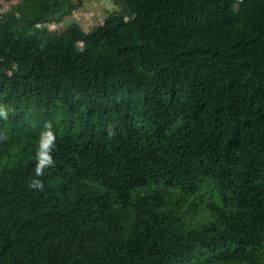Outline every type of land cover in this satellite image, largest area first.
Wrapping results in <instances>:
<instances>
[{
    "label": "trees",
    "instance_id": "1",
    "mask_svg": "<svg viewBox=\"0 0 264 264\" xmlns=\"http://www.w3.org/2000/svg\"><path fill=\"white\" fill-rule=\"evenodd\" d=\"M113 2L0 0V264H261L264 0Z\"/></svg>",
    "mask_w": 264,
    "mask_h": 264
},
{
    "label": "rangeland",
    "instance_id": "2",
    "mask_svg": "<svg viewBox=\"0 0 264 264\" xmlns=\"http://www.w3.org/2000/svg\"><path fill=\"white\" fill-rule=\"evenodd\" d=\"M83 3L79 7L78 10H75L70 16L66 17L62 22L60 23H54L47 25V29L51 33H63L66 26H68L70 23L75 22L78 24V26L83 30V32L87 33L89 32L93 26L99 24L103 21V19L111 12H116L121 9L120 5L113 2V0H81ZM7 4H4L2 8L0 9H6ZM94 41V40H91ZM78 45L81 46L83 41L82 38H79L77 41ZM64 46L66 47L68 44L67 40H64L63 42ZM123 100H119L118 103L121 104ZM59 114L61 113L63 116L64 111L62 109L58 110ZM52 118V111L48 110L47 113L44 114V125L45 123H49ZM88 185H83V187H87ZM209 194H205L199 204L197 206L192 205L190 206L189 203H187V210L183 214V225L184 227H188L189 224H194L198 222V218L195 217V215H200L202 212V205L205 204V199L208 198ZM210 196V195H209ZM217 204L220 202L217 200ZM211 200V205L214 203ZM186 208V207H185ZM132 209L130 208L128 212L125 215L126 220L130 219L128 216L132 213ZM196 213V214H195ZM203 215V214H202ZM204 217V216H203ZM207 217V216H206ZM205 217V219H207ZM123 220V216L121 217ZM202 220V219H200ZM112 226V225H111ZM123 232V231H122ZM211 257V256H210ZM209 257V258H210ZM259 259L262 261L261 264H264V256H260ZM211 263L217 264L218 261H212ZM219 264H223L220 262Z\"/></svg>",
    "mask_w": 264,
    "mask_h": 264
},
{
    "label": "clouds",
    "instance_id": "3",
    "mask_svg": "<svg viewBox=\"0 0 264 264\" xmlns=\"http://www.w3.org/2000/svg\"><path fill=\"white\" fill-rule=\"evenodd\" d=\"M9 109L6 105H0V118L5 120L8 119ZM3 138V137H0ZM56 134L53 130V125L51 123H45L43 130L40 133L38 140V147L35 153L36 163H35V176L42 177L44 175V170L54 166L55 161L53 159V149L56 145ZM30 188L43 190V181L40 179H32L29 183Z\"/></svg>",
    "mask_w": 264,
    "mask_h": 264
}]
</instances>
